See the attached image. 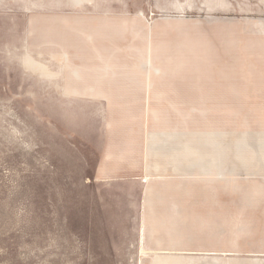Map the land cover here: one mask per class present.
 Returning <instances> with one entry per match:
<instances>
[{
    "label": "rangeland",
    "instance_id": "obj_1",
    "mask_svg": "<svg viewBox=\"0 0 264 264\" xmlns=\"http://www.w3.org/2000/svg\"><path fill=\"white\" fill-rule=\"evenodd\" d=\"M81 28L111 46L109 83L213 87L198 98L228 122L230 201L212 264H264V0H0V264H78L93 105L61 71Z\"/></svg>",
    "mask_w": 264,
    "mask_h": 264
},
{
    "label": "crops",
    "instance_id": "obj_2",
    "mask_svg": "<svg viewBox=\"0 0 264 264\" xmlns=\"http://www.w3.org/2000/svg\"><path fill=\"white\" fill-rule=\"evenodd\" d=\"M99 36L81 28L76 44L62 42L61 84L93 105L80 136L91 175L77 194L76 262L212 264L228 247L230 201L228 122L198 98L213 87L109 83L97 58L112 48Z\"/></svg>",
    "mask_w": 264,
    "mask_h": 264
}]
</instances>
